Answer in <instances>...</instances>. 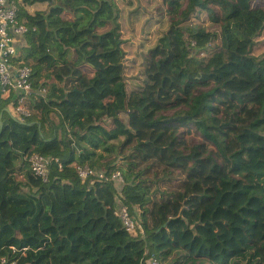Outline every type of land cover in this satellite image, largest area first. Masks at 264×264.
Listing matches in <instances>:
<instances>
[{
	"label": "trees",
	"instance_id": "trees-1",
	"mask_svg": "<svg viewBox=\"0 0 264 264\" xmlns=\"http://www.w3.org/2000/svg\"><path fill=\"white\" fill-rule=\"evenodd\" d=\"M21 2L23 59L46 95L24 122L0 97V264H264V55L253 54L264 0ZM35 3L45 9L28 13ZM197 7L229 21L189 22ZM164 19L168 44L144 56V90L129 91L124 47L149 41ZM140 96L148 104L133 110ZM226 104L233 116L221 122ZM33 154L59 160L47 182L31 171ZM79 166L124 183L83 181ZM121 205L143 235L127 232Z\"/></svg>",
	"mask_w": 264,
	"mask_h": 264
},
{
	"label": "built area",
	"instance_id": "built-area-1",
	"mask_svg": "<svg viewBox=\"0 0 264 264\" xmlns=\"http://www.w3.org/2000/svg\"><path fill=\"white\" fill-rule=\"evenodd\" d=\"M21 0H0V79L1 96L10 101V115L20 122L32 117L29 107L35 94L46 95L45 90H36L33 86L32 68L24 61L25 37L29 31L20 17ZM29 5V4H28ZM33 174L44 182L49 180L51 167L59 160L49 156L33 154L29 158ZM62 167L61 164L59 165ZM79 177L86 181L115 180L124 183L121 172H115L110 178L103 171H96L88 166L77 167ZM116 215L125 229L133 236L143 235L139 219H135L126 206H120ZM5 260H3L4 264ZM145 264H161L157 257H151Z\"/></svg>",
	"mask_w": 264,
	"mask_h": 264
},
{
	"label": "rangeland",
	"instance_id": "rangeland-1",
	"mask_svg": "<svg viewBox=\"0 0 264 264\" xmlns=\"http://www.w3.org/2000/svg\"><path fill=\"white\" fill-rule=\"evenodd\" d=\"M166 22L169 25H171L168 19H164L161 23L163 24V23H166ZM208 26H211V25H208ZM162 27H163V29H165L164 26H162ZM261 36H263L262 40H264V30H263ZM159 38L160 37L157 35L156 38H154L152 40L151 44H146V43H143V42H141L139 40H133L128 45H126L124 47V51H125L126 55L128 56L127 64L125 63V72H126V77H127V80H128V89H129V91L138 90V92H140V91L144 90L143 86L147 83L146 75L144 73H145V70L147 69V66H148V63L144 60V56L151 49H153L155 47V45H156V43H157ZM261 55L263 56L264 53L261 54ZM150 91H151V89L147 90V92H149L150 95H152L153 92H150ZM145 98L146 97H141L140 96V97H137L136 99H134L132 101V103H131V108H133V110H134L136 102H139V101L143 102ZM144 103H145V101H144ZM145 104H148V103H145ZM144 109H146V112H147L148 109L146 107H144ZM187 110H189L187 107H181V108L174 109V110L164 111V112L160 113L158 116H162V117L171 119V118H174V117H177V116H181ZM148 114H149L150 117H152V119H156L157 120V118H158L157 115L156 116L155 115H151L150 112ZM146 118L149 120L148 115L146 116ZM103 124L104 125L106 124L108 129L112 128V126H113L112 123L111 124H107V121H104ZM184 131H185V129H183V130L180 129L177 137L181 138L182 134H184ZM234 131H238V129L234 128ZM188 141H189V144H191L190 146H193V144H197V146H195V147L204 146L205 144H206V146H209L208 145L209 143H207L205 140L201 141V139H198V138H195V137H189ZM236 145H237L236 148H233L231 150L237 149L238 148V143H236ZM210 147H212V146H210ZM215 151H216V149H215ZM207 153H209V151ZM209 155H212V154H209ZM194 165L195 164H193V166ZM179 175H180L181 180H183L184 179V175H182V174H179ZM135 219H139V215H137L135 217ZM139 221H140V219H139Z\"/></svg>",
	"mask_w": 264,
	"mask_h": 264
},
{
	"label": "crops",
	"instance_id": "crops-1",
	"mask_svg": "<svg viewBox=\"0 0 264 264\" xmlns=\"http://www.w3.org/2000/svg\"><path fill=\"white\" fill-rule=\"evenodd\" d=\"M44 9H45V5H40V4H37V3H35V4H29V5L26 6V10L30 14H34L37 11L44 10ZM228 21H229V19L224 17V19L219 22L216 16L214 17L213 14H211V12H209L208 10H205L204 8H201V7H197L195 13L189 19V22H194V23H197V24L199 23V24H203V25H206V26H208V25H211L212 26V25H217V24L221 25V24L226 23ZM162 26H164V28L165 29L167 28V29L166 30L163 29ZM171 28H172V26L169 25L167 22L166 23H163V24L161 23V24H159L157 26H154L152 28V35H151L149 41H143V40H139V41H141L143 43H146V44H151L152 43V40L154 38H156V36L158 35L160 37L159 38L160 41L157 42V43L161 44V41L162 40L164 42V43L162 42V45L160 47H158V48H160V50H163L164 44H166V45L168 44V41H167L166 38H167V35H168V31ZM261 35L257 38L256 43H255V46H254L253 54H255L256 56H260L261 54L264 53V40H262L263 39V36H261ZM127 59H128V56L126 55V64H127ZM242 74L243 73H241V72H237L233 76L235 78H237L238 80H242L243 78H245V75L243 76ZM212 86H214V85L212 84ZM212 86L211 87H205L202 91H204V92L210 91L211 88H212ZM221 99H223V98H221ZM229 106H230L229 104H226V105L220 107V108L225 109L224 110L225 111V114H223L222 116L219 117V120L221 122L227 121V120H229L233 116V112L231 113L228 110ZM238 106L241 107V105H238ZM209 146H211V145L209 144ZM192 150L193 149L188 150V151H184V154L189 155ZM209 156L210 157H213L211 155H209ZM206 157H208V156H204V158H206ZM190 164H191L190 167L192 168L193 167V161H191Z\"/></svg>",
	"mask_w": 264,
	"mask_h": 264
},
{
	"label": "water",
	"instance_id": "water-1",
	"mask_svg": "<svg viewBox=\"0 0 264 264\" xmlns=\"http://www.w3.org/2000/svg\"><path fill=\"white\" fill-rule=\"evenodd\" d=\"M0 96H1V79H0ZM5 112L10 115V110L8 108L5 109ZM3 116H4L3 114H1V116H0V129H2L4 126ZM14 120H16V119L14 118ZM16 121H18V120H16Z\"/></svg>",
	"mask_w": 264,
	"mask_h": 264
}]
</instances>
